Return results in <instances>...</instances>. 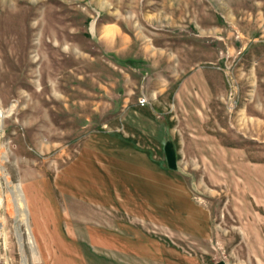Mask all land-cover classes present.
<instances>
[{"label":"rangeland","instance_id":"rangeland-1","mask_svg":"<svg viewBox=\"0 0 264 264\" xmlns=\"http://www.w3.org/2000/svg\"><path fill=\"white\" fill-rule=\"evenodd\" d=\"M99 229L264 264V0H0V264Z\"/></svg>","mask_w":264,"mask_h":264},{"label":"crops","instance_id":"crops-1","mask_svg":"<svg viewBox=\"0 0 264 264\" xmlns=\"http://www.w3.org/2000/svg\"><path fill=\"white\" fill-rule=\"evenodd\" d=\"M113 189L117 190V187L114 185ZM96 233L88 235L87 242L96 244L101 250L110 248L114 251L91 253L88 254L87 259L80 257V253L73 252L75 258L72 259L79 258L85 264H208L197 255H189L175 248L166 250L164 245H156L157 242L149 236L128 234L120 230L114 238L106 237L102 229Z\"/></svg>","mask_w":264,"mask_h":264},{"label":"bare ground","instance_id":"bare-ground-1","mask_svg":"<svg viewBox=\"0 0 264 264\" xmlns=\"http://www.w3.org/2000/svg\"><path fill=\"white\" fill-rule=\"evenodd\" d=\"M4 180H5V183H6L7 187H8V192L12 196V201H13V205L15 207V210H19V208L17 206L15 190H14V187L11 185L12 182L8 179V177L6 175L4 176ZM17 239H18V243H19L20 249L22 250V238H21V235L19 233L17 234ZM22 264H26L24 256H22Z\"/></svg>","mask_w":264,"mask_h":264},{"label":"built area","instance_id":"built-area-1","mask_svg":"<svg viewBox=\"0 0 264 264\" xmlns=\"http://www.w3.org/2000/svg\"><path fill=\"white\" fill-rule=\"evenodd\" d=\"M142 102H144V100Z\"/></svg>","mask_w":264,"mask_h":264}]
</instances>
